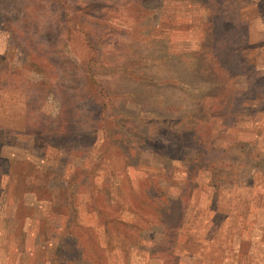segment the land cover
<instances>
[{"label": "rangeland", "instance_id": "1", "mask_svg": "<svg viewBox=\"0 0 264 264\" xmlns=\"http://www.w3.org/2000/svg\"><path fill=\"white\" fill-rule=\"evenodd\" d=\"M0 264H264V0H0Z\"/></svg>", "mask_w": 264, "mask_h": 264}, {"label": "trees", "instance_id": "2", "mask_svg": "<svg viewBox=\"0 0 264 264\" xmlns=\"http://www.w3.org/2000/svg\"><path fill=\"white\" fill-rule=\"evenodd\" d=\"M17 2H20V1H17ZM31 2H33V1H31ZM20 3H21L20 6H19L20 8H23V9H24V8L27 6V5H25V3H24L23 1L20 2ZM20 11H21L20 9L17 10V12L15 13V15H13L12 17H10L9 19L6 18V21H7L8 23H12L13 19H16V17L20 15V14H19ZM8 23H7V24H8ZM25 23H27L26 20H25ZM9 31H10V30H9Z\"/></svg>", "mask_w": 264, "mask_h": 264}]
</instances>
